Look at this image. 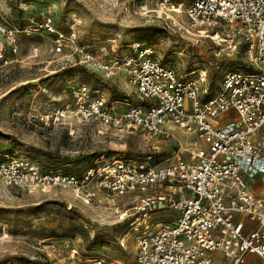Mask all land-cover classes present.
<instances>
[{
  "label": "built area",
  "instance_id": "obj_1",
  "mask_svg": "<svg viewBox=\"0 0 264 264\" xmlns=\"http://www.w3.org/2000/svg\"><path fill=\"white\" fill-rule=\"evenodd\" d=\"M156 5L175 22L185 16L176 22L179 28L243 55V66L226 70L213 91L206 71L180 73L151 46L135 42L129 54L106 61L81 45L75 27L59 30L51 13L38 27L54 36L55 53L68 50L80 63L119 72L130 89L110 103L83 86L73 91L74 106L59 110L57 119L97 122L101 129L140 132L156 142L181 130L189 140L179 142L175 158L152 164L151 155L118 154L76 175L42 171L28 160L0 154V180L28 191L72 188L88 201L98 195L126 198L147 215L176 213L156 227L146 224L136 236L135 264H249L250 255L264 261V192L252 188L255 179L264 180V0H156ZM141 9L152 16L147 4ZM19 32L0 17V37L12 54ZM163 185L165 198L155 190ZM116 206L122 211L125 203ZM68 264L117 263L91 258Z\"/></svg>",
  "mask_w": 264,
  "mask_h": 264
},
{
  "label": "rangeland",
  "instance_id": "obj_2",
  "mask_svg": "<svg viewBox=\"0 0 264 264\" xmlns=\"http://www.w3.org/2000/svg\"><path fill=\"white\" fill-rule=\"evenodd\" d=\"M144 4L151 17L143 14ZM157 8L156 0H0V17L20 30L16 53L9 52L0 37V154L28 160L42 171L76 175L118 154L151 155L152 164L175 158L179 142L189 140L181 130L156 142L140 132L101 129L97 122L57 119L59 110L74 106L73 91L83 86L98 90L110 103L128 96L130 89L119 72L108 74L80 63L68 50L55 53L54 36L38 27L51 13L59 30L67 33L75 27L81 45L106 61L129 54L135 42L151 46L180 73L206 71L213 91L226 70L243 66V55L236 57L231 48L186 32L176 24L185 16L173 15L175 22ZM164 186L155 188L161 198L166 197ZM128 201L105 195L88 201L72 188L28 191L0 180V264H68L91 258L135 264L136 236L146 224L156 227L176 213L158 210L147 215ZM123 203V210L116 211Z\"/></svg>",
  "mask_w": 264,
  "mask_h": 264
},
{
  "label": "crops",
  "instance_id": "obj_3",
  "mask_svg": "<svg viewBox=\"0 0 264 264\" xmlns=\"http://www.w3.org/2000/svg\"><path fill=\"white\" fill-rule=\"evenodd\" d=\"M252 188L257 193L264 192V180H262L261 178L255 179V181L252 183ZM249 264H264V261L255 255H250Z\"/></svg>",
  "mask_w": 264,
  "mask_h": 264
}]
</instances>
